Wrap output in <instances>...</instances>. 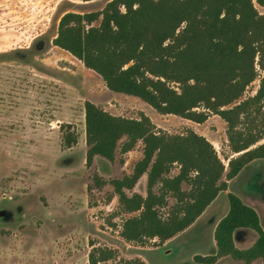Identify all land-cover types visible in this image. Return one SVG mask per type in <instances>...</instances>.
Masks as SVG:
<instances>
[{"label":"trees","instance_id":"obj_1","mask_svg":"<svg viewBox=\"0 0 264 264\" xmlns=\"http://www.w3.org/2000/svg\"><path fill=\"white\" fill-rule=\"evenodd\" d=\"M86 3L95 0H83ZM264 0H110L95 12L65 13L53 45L99 75L114 93L140 99L159 114L197 124L211 116L227 125L228 166L215 146L189 130L170 134L150 117L115 116L87 101L86 165L96 157L115 162L143 144V157L131 174L114 179L123 221L120 236L145 245L175 238L189 229L235 179L256 160H264ZM260 81L256 94L245 97ZM66 148L78 144L72 124H61ZM121 164H125L122 157ZM179 169L176 176L171 173ZM147 175L146 196L134 191ZM99 187L107 182L96 177ZM188 186L185 189L184 186ZM176 203L167 213L169 199ZM229 211L218 223L216 253L198 255V264L235 261L264 264V228L258 212L229 193ZM119 213V214H120ZM239 229L256 233L247 249L236 245ZM145 264L119 259L117 250L94 247L89 264Z\"/></svg>","mask_w":264,"mask_h":264},{"label":"rangeland","instance_id":"obj_2","mask_svg":"<svg viewBox=\"0 0 264 264\" xmlns=\"http://www.w3.org/2000/svg\"><path fill=\"white\" fill-rule=\"evenodd\" d=\"M1 1L0 264H89L93 246L117 250L119 259H141L145 264H198L196 256L216 253L214 232L229 211V193L252 206L264 228V160H256L228 182V190L185 232L164 244L157 239L145 245L126 242L120 236L123 221L136 214L119 212L111 181L132 173L143 144L139 142L127 155L118 153L112 163L96 157L92 167H88L85 103L90 101L126 118L139 119L144 113L159 130L170 134L194 130L215 146L228 166L231 151L226 123L218 116L197 124L159 114L138 98L109 91L99 75L53 45L58 32L55 24L61 14L100 11L109 0L96 4L83 0H33L26 4L27 0H15L20 18L14 24L24 29L38 20L33 35L44 32L36 39L28 37L24 41L19 40L17 31L1 30V18L5 16ZM257 8L264 14L263 7ZM47 13L52 14L50 20L45 18ZM259 84V80L254 82L245 97L256 94ZM63 123L72 124L78 133V144L70 149L62 143ZM122 157L125 164L120 162ZM178 173L175 168L171 175ZM97 176L107 185L99 187ZM134 191L146 196L147 175ZM175 203V199H169V207L163 213ZM256 239L251 230L239 232L236 245L247 249ZM216 264L245 263L225 257Z\"/></svg>","mask_w":264,"mask_h":264},{"label":"crops","instance_id":"obj_3","mask_svg":"<svg viewBox=\"0 0 264 264\" xmlns=\"http://www.w3.org/2000/svg\"><path fill=\"white\" fill-rule=\"evenodd\" d=\"M26 1V0H25ZM28 1L30 2H33V0H27L26 1V4L28 3ZM110 1V0H109ZM109 1H107V3L109 2ZM98 2H101V0H95V1H92V2H89V4H96V3H98ZM15 4H17L16 3V1L15 0H2L1 1V7H2V9H3V14L5 15L4 17H2L1 19H3V21H4V25H2L1 26V30L2 31H11V30H14V31H17V33H18V38H19V40L20 41H24V40H26L28 37H31V40L32 39H36L38 36H40V35H42V34H44V32L43 33H37V35H33L34 33H36L37 32V29H38V24L36 23L38 20H36V22L35 21H31L30 22V24L28 25V26H26L24 29L23 28H21V26H17L16 24H14L15 22V20L17 19V18H20V16H18V13H19V10H16V8L14 7V5ZM18 7H21V6H19V5H17ZM264 8V7H263ZM9 9V10H8ZM55 10V7L53 8V11ZM69 11H67V12H64L63 14H61V16L58 18V20H57V22H56V24H55V29H56V31H58V26H59V22H60V19H61V17L65 14V13H68ZM46 16H47V20H50L51 19V17H52V14H50L49 16H48V13H47V15H45V18H46ZM7 18H9L8 20H7ZM16 25V26H15ZM9 27V28H8ZM110 91V90H109ZM133 152V151H132ZM132 152H130V153H132ZM143 157V149H141L140 150V152H139V158L137 159V161H139L141 158ZM242 173V172H241ZM240 173V174H241ZM127 174H131L130 172H128ZM240 174L237 176V177H239L240 176ZM236 177V178H237ZM235 178V179H236ZM234 180V179H233ZM220 196H218L217 197V199L219 198ZM240 197V196H239ZM241 198V197H240ZM217 199L210 205V206H212L216 201H217ZM243 200V199H242ZM244 201V200H243ZM245 202V201H244ZM246 203V202H245ZM247 204V203H246ZM210 206L208 207V208H210ZM250 206V205H249ZM252 207V206H251ZM207 208V209H208ZM207 211V210H206ZM205 211V212H206ZM204 212V213H205ZM204 215V214H203ZM202 215V216H203ZM202 216L193 224V225H195L197 222H199V220L202 218ZM192 225V226H193ZM246 231H250V230H248V229H239L237 232H236V234H235V240H236V235L239 233V232H246Z\"/></svg>","mask_w":264,"mask_h":264}]
</instances>
